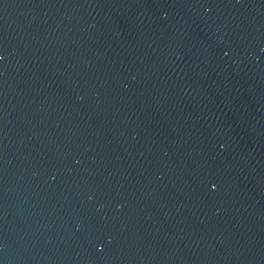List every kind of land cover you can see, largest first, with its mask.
<instances>
[{"label": "water", "instance_id": "1", "mask_svg": "<svg viewBox=\"0 0 264 264\" xmlns=\"http://www.w3.org/2000/svg\"><path fill=\"white\" fill-rule=\"evenodd\" d=\"M0 264H264V0H0Z\"/></svg>", "mask_w": 264, "mask_h": 264}]
</instances>
